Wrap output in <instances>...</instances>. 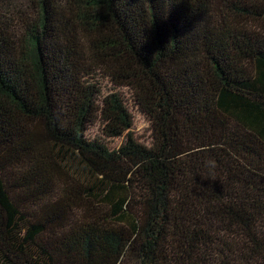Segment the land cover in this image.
I'll use <instances>...</instances> for the list:
<instances>
[{
	"label": "trees",
	"instance_id": "16d2710c",
	"mask_svg": "<svg viewBox=\"0 0 264 264\" xmlns=\"http://www.w3.org/2000/svg\"><path fill=\"white\" fill-rule=\"evenodd\" d=\"M0 264H264V0H0Z\"/></svg>",
	"mask_w": 264,
	"mask_h": 264
},
{
	"label": "rangeland",
	"instance_id": "374dc122",
	"mask_svg": "<svg viewBox=\"0 0 264 264\" xmlns=\"http://www.w3.org/2000/svg\"><path fill=\"white\" fill-rule=\"evenodd\" d=\"M26 3H27V0H18V5L20 7H22L23 9H24ZM101 83H102L103 86H106V89L110 88V84H107L105 81H102ZM124 92H126V91L124 90ZM127 93H128L127 96H130V92H127ZM131 132L140 141L147 142L148 136H149L148 124L142 119V117H140L138 115L135 116V121L133 123V127L131 129ZM90 134L92 136L95 135L94 129L90 130ZM116 142H117L116 140L111 142V145L112 146H117V144H115Z\"/></svg>",
	"mask_w": 264,
	"mask_h": 264
}]
</instances>
